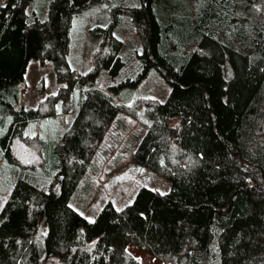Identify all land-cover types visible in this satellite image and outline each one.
Wrapping results in <instances>:
<instances>
[{
  "label": "trees",
  "instance_id": "obj_1",
  "mask_svg": "<svg viewBox=\"0 0 264 264\" xmlns=\"http://www.w3.org/2000/svg\"><path fill=\"white\" fill-rule=\"evenodd\" d=\"M32 1L0 8V160L12 176L0 264H139L129 246L162 264H264V0H50L43 20ZM106 3V20L89 29L93 68L77 74L74 20ZM117 32L136 40L127 57L130 39ZM31 60L53 64L59 90L46 109L21 102ZM152 72L170 91L142 106L133 161L170 189L142 187L131 204L108 202L89 221L71 197L127 109L117 100ZM51 118L48 140L32 136Z\"/></svg>",
  "mask_w": 264,
  "mask_h": 264
},
{
  "label": "rangeland",
  "instance_id": "obj_2",
  "mask_svg": "<svg viewBox=\"0 0 264 264\" xmlns=\"http://www.w3.org/2000/svg\"><path fill=\"white\" fill-rule=\"evenodd\" d=\"M4 1L0 0V8ZM49 2L50 0H33L30 10L43 20L46 18ZM110 4L106 3L104 6L98 5L85 10L74 20L75 24H73L71 31L70 62L77 74L93 68L91 55L97 42L89 34V29L93 25H98L100 21L106 20ZM126 34L127 32L124 34L122 32L116 33L117 36H122L120 38L130 39L127 49L123 51L124 57L136 49V40L133 34ZM97 82H99L100 89L105 91L108 79L102 72L98 75ZM22 87L21 102L27 109L36 108L38 105H42L46 109L51 103V97L55 96L59 90L53 64L49 61L41 63L37 60H31ZM169 91V87L152 72L136 91L126 92L124 98L117 100L118 103L123 102L127 109L120 112L116 120L108 127L70 200V206L85 219L93 221L108 202H111L117 209L131 204L142 187L155 189L162 194L169 191L170 183L165 178L138 166L133 161V154L145 132L142 106L149 103L164 102ZM77 94L78 92L74 94V103L77 100ZM136 99H138L137 106L132 103ZM54 108L59 109V105L54 106ZM73 116L71 113L62 116V122L59 121L60 125L58 124L56 130L52 125L53 132L60 130L59 126L61 127L62 124L70 123ZM55 120L56 118H51L31 126L32 136L48 140V126ZM53 136H57V132ZM51 141L53 139H50ZM28 143V141L23 140V143L19 142L17 148L21 149ZM11 180L12 176L8 165L3 164L0 160V207L9 194L12 185ZM41 230L43 233L46 232L43 226ZM128 252L138 260L139 264H162L135 246H129Z\"/></svg>",
  "mask_w": 264,
  "mask_h": 264
}]
</instances>
